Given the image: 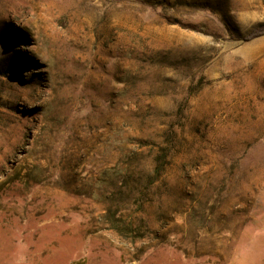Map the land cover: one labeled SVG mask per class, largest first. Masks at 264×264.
Returning <instances> with one entry per match:
<instances>
[{
	"label": "rangeland",
	"instance_id": "obj_1",
	"mask_svg": "<svg viewBox=\"0 0 264 264\" xmlns=\"http://www.w3.org/2000/svg\"><path fill=\"white\" fill-rule=\"evenodd\" d=\"M263 26L264 0H0V264H264Z\"/></svg>",
	"mask_w": 264,
	"mask_h": 264
},
{
	"label": "trees",
	"instance_id": "obj_2",
	"mask_svg": "<svg viewBox=\"0 0 264 264\" xmlns=\"http://www.w3.org/2000/svg\"><path fill=\"white\" fill-rule=\"evenodd\" d=\"M264 34V26L259 27L258 29L252 31L249 35H247L244 39L245 40H250L252 38L261 36ZM160 170L159 167H157L156 170V176H158ZM157 178V177H155ZM113 218V223H111L110 229L115 231L119 236H122L124 238H129V239H137L141 238L143 236V233H141L140 228H134L130 223H126L123 220V217L121 215L119 216H112Z\"/></svg>",
	"mask_w": 264,
	"mask_h": 264
}]
</instances>
